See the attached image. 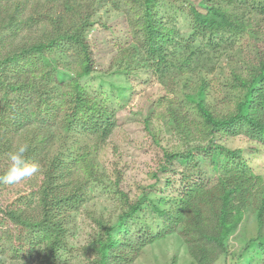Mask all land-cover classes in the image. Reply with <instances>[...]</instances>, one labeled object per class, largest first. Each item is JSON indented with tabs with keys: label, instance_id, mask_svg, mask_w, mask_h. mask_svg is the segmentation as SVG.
Instances as JSON below:
<instances>
[{
	"label": "trees",
	"instance_id": "16d2710c",
	"mask_svg": "<svg viewBox=\"0 0 264 264\" xmlns=\"http://www.w3.org/2000/svg\"><path fill=\"white\" fill-rule=\"evenodd\" d=\"M81 1L0 0V175L6 170L7 153L18 146L26 145V159L39 166L37 174L22 181H33L28 191L12 194L15 184L0 183V254L8 246L9 255L35 257L37 264H59L66 249L63 212L78 211L84 205L88 184L96 175L92 159L82 167L84 177L80 178L67 168L66 156L52 152L57 131L63 135L79 132L100 149L116 124L114 112L90 98L81 84L94 68L86 41L92 22L89 12L83 16ZM122 1L129 9L127 24L133 42L123 58L145 62L158 76L171 69L180 76L195 71L205 52L222 53L235 45V39L248 27L246 16L264 17V0H194L198 6L191 3L184 12L190 31L183 39L160 18L163 0ZM60 59L71 67L69 77L59 71ZM248 68L245 77L235 78L234 88L240 95L232 110L214 113L205 102L202 83L195 96L185 95L187 105L198 116L197 123L187 122L186 116L174 120L178 134L196 132L207 139L208 147L215 146L223 155L214 172L215 191L180 171L184 178L178 206L158 210L161 229L157 234L129 245L112 236L113 227L97 221L103 234L80 249L81 258L89 264H133L144 245L176 232L196 264L225 262L229 239L254 197L255 220L263 233L242 245L238 258L228 264H242L252 250L255 252L248 264L254 258L264 264V183L240 149L214 143L220 134L245 136L264 145V58ZM120 69L129 71L127 67ZM194 150L211 156L207 147ZM166 157L165 172L175 160H191L193 152ZM72 163H76V156ZM126 204L120 225L141 209L140 202L126 200Z\"/></svg>",
	"mask_w": 264,
	"mask_h": 264
},
{
	"label": "rangeland",
	"instance_id": "374dc122",
	"mask_svg": "<svg viewBox=\"0 0 264 264\" xmlns=\"http://www.w3.org/2000/svg\"><path fill=\"white\" fill-rule=\"evenodd\" d=\"M163 2L158 10L160 18L177 32L179 38L186 39L190 29L184 12L191 3L198 6V1ZM80 5L83 16L90 13L92 27L86 34V41L94 67L92 74L83 78L81 84L90 98L114 112L116 124L100 149H95L91 139L79 132L63 135L61 130L57 131L59 137L52 152L59 151L66 157L71 155L64 158L68 161L67 168L71 167L72 173L83 178L82 167L92 159L96 172L88 184L84 205L78 211L63 212L66 249L59 264H89L79 253L88 242L103 234L97 221L113 227L112 236L129 245L157 234L161 229L158 210L178 206L180 181L184 178L180 171L199 183L210 185L209 189L215 191L214 172L224 160L223 155L215 146L208 147L207 139L196 132L188 136L178 134L174 120L186 116L187 122L197 123L198 116L187 105L185 95L195 96L202 83L206 87L205 102L214 113L221 115L232 110L240 95L234 88L236 76L245 77L248 67L264 58V17L246 16L249 20L247 29L226 52H205L191 73L180 76L171 69L158 76L145 62L133 61L129 56L123 58L133 42L127 24L129 9L122 0H82ZM59 62V71L69 77L71 67L62 59ZM124 67L129 69L127 73L121 71L120 68ZM2 134L0 131V137ZM214 143L230 150L240 149L248 166L264 183V145L245 136L225 137L220 134L214 137ZM195 147L209 148L211 156L194 150ZM190 152H193V158L188 162L175 160L166 172L162 170L167 163L166 155ZM33 184L32 180L21 181L12 187L11 192L28 191ZM126 200L140 202L141 209L120 225V218L127 210ZM254 201V197L249 201L242 222L229 239L225 262L219 259L213 264L235 262L241 246L262 235L263 230L255 220ZM7 249L8 246L0 254V264H37V258L20 259L9 255ZM254 252L252 250L250 255ZM250 255L248 253L242 264H248ZM133 264L196 263L178 233L173 232L144 245ZM252 264H260L259 258H254Z\"/></svg>",
	"mask_w": 264,
	"mask_h": 264
},
{
	"label": "clouds",
	"instance_id": "9594fccd",
	"mask_svg": "<svg viewBox=\"0 0 264 264\" xmlns=\"http://www.w3.org/2000/svg\"><path fill=\"white\" fill-rule=\"evenodd\" d=\"M27 146H18L11 149L7 153L6 170L0 175V183L2 184H17L23 181L26 177H31L39 172L38 164L30 163L26 159Z\"/></svg>",
	"mask_w": 264,
	"mask_h": 264
}]
</instances>
